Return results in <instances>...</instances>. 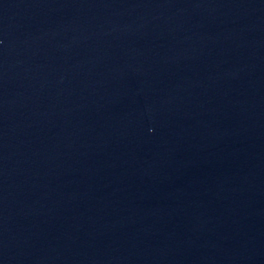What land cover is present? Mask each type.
Returning <instances> with one entry per match:
<instances>
[{
	"label": "water",
	"instance_id": "obj_1",
	"mask_svg": "<svg viewBox=\"0 0 264 264\" xmlns=\"http://www.w3.org/2000/svg\"><path fill=\"white\" fill-rule=\"evenodd\" d=\"M0 264H264V0H0Z\"/></svg>",
	"mask_w": 264,
	"mask_h": 264
}]
</instances>
